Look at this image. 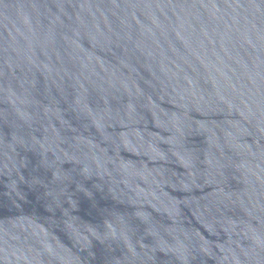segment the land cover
I'll return each instance as SVG.
<instances>
[{"label": "water", "instance_id": "obj_1", "mask_svg": "<svg viewBox=\"0 0 264 264\" xmlns=\"http://www.w3.org/2000/svg\"><path fill=\"white\" fill-rule=\"evenodd\" d=\"M0 264H264V0H0Z\"/></svg>", "mask_w": 264, "mask_h": 264}]
</instances>
